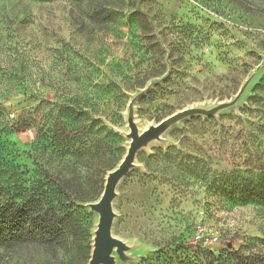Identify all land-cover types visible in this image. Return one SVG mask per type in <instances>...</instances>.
<instances>
[{"label":"rangeland","instance_id":"obj_1","mask_svg":"<svg viewBox=\"0 0 264 264\" xmlns=\"http://www.w3.org/2000/svg\"><path fill=\"white\" fill-rule=\"evenodd\" d=\"M244 86L236 104L185 116L138 151L113 201V235L126 244L116 264H145L175 241L264 255V206L229 202L217 184L152 157L170 146L206 163L211 155L217 175L264 170V0H0V150L31 169L52 154L34 148L38 128L66 127L56 108L101 116L127 149L132 100L144 129L233 100ZM88 203L74 210L94 236L99 213ZM0 264L88 262L30 243L1 248Z\"/></svg>","mask_w":264,"mask_h":264},{"label":"trees","instance_id":"obj_2","mask_svg":"<svg viewBox=\"0 0 264 264\" xmlns=\"http://www.w3.org/2000/svg\"><path fill=\"white\" fill-rule=\"evenodd\" d=\"M89 1L96 3L98 0ZM258 96L250 99L257 102L261 100ZM56 109L57 120L66 127L38 128L33 143L41 158L51 150L47 162L38 161V157L31 169L16 162L9 152L0 150V249H17L33 243L55 251L66 249L89 263L93 233L80 223L74 207L78 202L101 198L108 172L117 168L127 152L125 139L110 129L101 116H91L85 107L75 108L68 104ZM157 150L160 155L154 154V161L168 163L167 168H175L177 173L182 171V176L189 181L217 184L216 190L229 202L264 206V170L255 173L237 169L217 175L213 173L211 155L206 163L179 148L169 146ZM250 165L256 168V165ZM155 255L143 262L264 264L263 254L247 245L236 249L229 243L211 251L198 246L193 249L184 241H175L156 251Z\"/></svg>","mask_w":264,"mask_h":264},{"label":"water","instance_id":"obj_3","mask_svg":"<svg viewBox=\"0 0 264 264\" xmlns=\"http://www.w3.org/2000/svg\"><path fill=\"white\" fill-rule=\"evenodd\" d=\"M244 88L245 86L238 92L233 100L220 102L216 106L208 109L192 107L177 111V113L166 117L158 123L149 124L144 130H140L137 125L136 119L134 118L135 107L133 100L130 102V111L128 114L129 132L126 133L130 141L126 149L127 152L118 163L117 168L108 172L105 178V187L100 196L101 198L96 202L88 203L93 211L99 213V220L93 236V249L88 264H116V256L114 253L116 252L119 257L123 256L126 244L113 235L112 225L116 216L113 210V201L116 198L117 185L134 166V160L138 151L143 147H147L152 141H160L163 138V132L170 125L185 116H191L195 113L205 115L216 114L223 108L236 104L243 94ZM142 93L143 92H140L136 98Z\"/></svg>","mask_w":264,"mask_h":264},{"label":"bare ground","instance_id":"obj_4","mask_svg":"<svg viewBox=\"0 0 264 264\" xmlns=\"http://www.w3.org/2000/svg\"><path fill=\"white\" fill-rule=\"evenodd\" d=\"M146 127H147V125H146ZM146 127L144 129H146ZM144 129L141 128L140 130H144Z\"/></svg>","mask_w":264,"mask_h":264}]
</instances>
